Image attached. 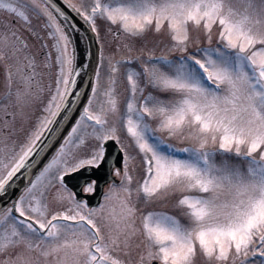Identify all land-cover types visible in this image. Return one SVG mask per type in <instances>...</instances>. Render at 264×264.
<instances>
[{"label":"snow or ice","instance_id":"obj_1","mask_svg":"<svg viewBox=\"0 0 264 264\" xmlns=\"http://www.w3.org/2000/svg\"><path fill=\"white\" fill-rule=\"evenodd\" d=\"M0 11V264H264V0Z\"/></svg>","mask_w":264,"mask_h":264},{"label":"rangeland","instance_id":"obj_2","mask_svg":"<svg viewBox=\"0 0 264 264\" xmlns=\"http://www.w3.org/2000/svg\"><path fill=\"white\" fill-rule=\"evenodd\" d=\"M20 2H26V0H20ZM74 2L79 3L80 0H74ZM11 25H14L16 28L20 29V31L23 32V34L25 35V37L28 36L27 31L24 29V26L21 23H17L16 22V17L8 15L6 12L4 11H0V30H3L5 27L6 23H9ZM32 23L36 26H39L40 24L43 23V18H39L37 19L35 16H33L32 19ZM98 23L101 26V34L104 37L105 40H111V36L110 34H108L105 30V24L102 20L98 21ZM29 43L33 45L32 47V51L33 52H37L38 51V45H39V41H33V40H29ZM4 61H0V96H2V93L4 92V84H5V68H4ZM24 124L26 126L27 124V120L25 116H18L17 118V125H21Z\"/></svg>","mask_w":264,"mask_h":264},{"label":"water","instance_id":"obj_3","mask_svg":"<svg viewBox=\"0 0 264 264\" xmlns=\"http://www.w3.org/2000/svg\"><path fill=\"white\" fill-rule=\"evenodd\" d=\"M66 10H68V9H66ZM69 12H70V10H68Z\"/></svg>","mask_w":264,"mask_h":264}]
</instances>
